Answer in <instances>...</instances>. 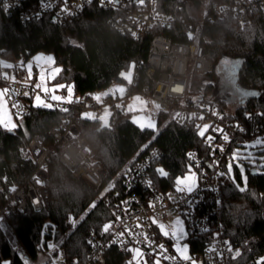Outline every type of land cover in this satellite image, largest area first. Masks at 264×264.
Returning <instances> with one entry per match:
<instances>
[{
    "label": "trees",
    "instance_id": "1",
    "mask_svg": "<svg viewBox=\"0 0 264 264\" xmlns=\"http://www.w3.org/2000/svg\"><path fill=\"white\" fill-rule=\"evenodd\" d=\"M167 1L172 5L195 4V0ZM163 9L168 11L169 5ZM113 16L111 11L92 3L63 25L56 24L50 16L23 23L19 10L7 14L0 3V57L11 58L14 68L22 69L20 64L38 52H51L55 66L61 69L51 85H65L61 89L64 95L70 88L73 93L70 100L64 101L70 104L65 113L50 106H37L34 100L28 98L29 113L17 119V125L21 126L13 131L0 126V182L4 188V192H0V208L5 203V192L12 187L24 186L36 168L29 147L31 139L37 134L46 133L67 117L75 118L92 157L101 161L107 171L103 185L97 190L91 188L63 166L60 161L61 146L48 138L47 144L54 149L47 181L51 194L50 209L40 213L30 210L27 215L12 214L0 225V264H24V260H27V264L37 262L41 256L38 244L44 221L55 222L60 237L65 232L70 213L76 216L77 224L64 242L67 256L73 259L87 258L89 249L85 237L92 230L101 234L102 226L110 222L113 216L115 198L111 197L110 203L105 204L100 194L113 183L115 191L119 190L123 195L121 183L127 171L150 150L159 149L162 152L160 160L153 166L152 177L163 192L173 189L175 178L187 171V154L191 149L198 148L207 160V147L204 139L197 136L196 127L176 124L170 112L156 115V130L138 126L132 120V114L118 116L110 127H101L99 122L77 117L76 106L80 97L123 81L121 74L139 59L143 62L140 80L141 83L145 82L151 36L135 41L120 34L110 23ZM202 35L214 69L208 75L191 77L190 98L217 103L223 112L228 111L230 103L239 98L241 105L227 116L239 121L247 137H251L255 123L264 120V116L260 115L264 113V12L255 11L252 22L245 26L233 17L205 23ZM173 38L185 41L183 36L173 34ZM235 61H241L237 79L231 88L217 90L222 72L230 70L228 66L234 65ZM244 92L258 95L245 96L242 94ZM158 167H163L169 175L160 177L155 172ZM247 173L245 191H239L236 186L238 180L242 182L238 169L235 171V183L227 176L221 187V218L226 236L233 250L241 252L231 264H248L264 256V214L261 208L264 172L253 175L247 169ZM93 204L95 207H92ZM10 232L15 242L10 239ZM207 239L206 236L192 235L188 239L190 252H203ZM127 256L117 247H111L106 252V262L126 264ZM145 257L147 264H153L154 257Z\"/></svg>",
    "mask_w": 264,
    "mask_h": 264
},
{
    "label": "built area",
    "instance_id": "2",
    "mask_svg": "<svg viewBox=\"0 0 264 264\" xmlns=\"http://www.w3.org/2000/svg\"><path fill=\"white\" fill-rule=\"evenodd\" d=\"M0 3L7 14L19 10L23 23L50 16L58 25L73 20L86 6L95 3L113 13L110 23L120 34L135 41H142L151 36L146 58L149 68L145 72V82L141 83L140 80L143 62L139 59L132 64L134 67L131 68L130 81L123 78V81L118 82V86L124 89L122 93L116 91L103 97H100L96 91L84 94L76 106L77 117L99 122L101 127H110L118 116L135 113L133 99L138 96L160 106L156 108V115L159 112L172 113V118L178 125L213 124L223 127L231 138V143L224 144L225 151L221 153L217 150L214 155L211 154L212 149L205 143L207 160L198 148L188 152L194 154L195 160L199 161V167L194 168L199 174L198 185L192 193L176 192L175 187L163 192L157 187L152 177V169L160 160L162 152L159 149L150 150L127 171L121 183L123 195L119 190L115 191L113 183L100 194L105 204L110 203L111 197L115 198L111 220L113 228L105 235L94 230L87 234L85 237V244L89 249L87 258L73 259L67 256L64 242L77 224L76 216L70 213L65 223V232L60 237L55 222L46 220L42 224L38 244L40 254L45 259L42 264H107L106 252L111 247H117L128 255L126 264L132 259V254L125 250L128 247L139 246L143 252L156 259V256L150 253L153 248L162 244L167 249L166 255L175 256L177 255L173 249L175 240L163 236L158 226L152 224L150 219L155 217L158 223H163L169 215L183 221L186 231L185 241L188 246V239L192 235L208 238L203 252L192 254L189 247L187 255L200 264H231L232 256L224 244V241L230 242V239L226 236L221 218L223 209L221 187L227 176H221L219 173L227 171L226 166L234 149L240 151L242 156L239 162H244L248 170L261 172L259 167L251 164L250 160L244 159L243 155L249 151L253 153L252 147L245 148V144L249 145L251 140L264 135V120L256 122L250 133L251 137H247L243 125L227 116L235 109L229 108L228 111L223 112L217 103L200 102L196 97L190 98L189 82L192 76L208 75L214 69L207 56L206 46L202 42L203 24L233 17L240 25H248L252 22L255 11L264 12V0H195L193 6L183 3L172 5L167 0H144L142 5L138 4L137 0H113L112 3H108L107 0H0ZM167 5L169 10L164 11L163 8ZM64 7L67 8L66 12L61 11ZM161 31H166L168 34ZM173 34L177 37L183 36L185 41L175 40ZM5 73L8 74V79L4 78ZM2 74V82L10 89L7 94L10 106L17 118L29 113L28 98L34 100L38 94L51 103V108L63 113L69 110L68 102L47 99L42 87H35L37 79L35 75L28 79L25 70L14 67L2 70ZM12 76H15V82L11 81ZM13 104L17 107L13 108ZM239 105L241 101L236 108ZM212 111L218 112L223 119L213 116ZM177 112L183 119L175 117ZM201 113L205 117L203 120L198 119ZM191 114H196V117L189 119ZM237 123L245 130L244 132L234 127ZM148 128L156 130L153 127ZM208 135L216 134L209 132ZM48 138L61 146L60 161L74 177L83 179L95 190L103 185L107 176L104 164L92 157L88 142L80 133L75 118L67 117L46 133L37 134L31 139L29 147L35 158L36 168L24 186L12 187L14 191L10 189L9 192H5V203L0 208V225L12 214L27 215L30 210L40 213L50 209L51 194L47 181L54 149L47 144ZM222 143L219 137L213 141V145ZM153 153L156 155L153 156ZM188 154V165L193 164L194 161L189 159ZM236 169L239 168H233L235 179ZM148 179L152 180L151 187L146 183ZM241 180L240 183L245 186L246 180L242 176ZM0 192H4L1 182ZM167 194H171L172 199H169ZM124 201L129 203L125 204ZM150 202L154 207H149ZM261 208L264 214V192L261 194ZM117 216L121 218L120 221H117ZM70 218L75 220V226ZM138 224L142 227L137 228ZM125 226L131 229L133 234L146 233L153 241L152 246H145L143 236L136 237L141 241L137 245L127 232L121 238L126 242L123 247L119 243L113 244L112 241L117 239L115 234L124 232ZM89 241H92L91 245ZM213 245L217 251L223 253V259L217 256L215 251H209ZM256 260L248 264H255ZM161 261L167 264H187L185 261H169L162 257Z\"/></svg>",
    "mask_w": 264,
    "mask_h": 264
},
{
    "label": "snow or ice",
    "instance_id": "3",
    "mask_svg": "<svg viewBox=\"0 0 264 264\" xmlns=\"http://www.w3.org/2000/svg\"><path fill=\"white\" fill-rule=\"evenodd\" d=\"M107 2L108 3H112L113 0H107ZM137 3L142 5L144 3V0H137ZM61 11L62 12H66L67 8L64 7V8L61 9ZM190 38H191V35H190ZM46 61L48 63H53L54 62L52 57H47ZM8 67H12V66L8 65ZM19 67H21L22 69L26 70V72L28 74V79L32 78L33 63H28V64L21 63ZM132 67H134V65L130 66V70H129V72L127 74H124V73L121 74V76L124 79L130 81L131 74H132V71H131ZM60 71H61V69H59L58 67L54 69L55 73H59ZM4 78L8 79L9 78L8 74L5 73L4 74ZM50 78L51 79H55V76L51 75ZM39 79L40 80H44V76L41 75L39 77ZM11 81L15 82V76L11 77ZM35 87L36 88H41L42 86H41L40 83H37L35 85ZM65 87H66L65 85H54L51 88V90L48 87H43L42 91L44 93H46V94L53 93V94L50 95V98L53 99V100H57V99H61L62 100L63 97H58L54 93L58 89L65 88ZM9 91H10L9 88L0 89V126L4 127L8 131H13L15 128L20 127L21 125H17L15 123H13L12 120L4 118L5 114L3 112V109H4V106H5V103H6L4 98H5L6 94L9 93ZM115 91H119V92L122 93L124 91V89H117ZM242 94L245 95V96H249V95L250 96H256V95H258V93H255V92H244ZM25 95L27 96L28 93L26 92ZM134 99L137 100V101H141L140 97H135ZM35 100L37 102V106H44V107H49L50 106L48 104H41V98H40L39 95H37L35 97ZM141 103H145V102L141 101ZM12 107L15 108V107H17V105L13 104ZM156 107L159 108L160 106L156 105ZM212 115L216 116L218 119H223V116L220 115L216 111H212ZM260 115L264 116V113H260ZM17 116L19 117V113H17ZM175 117H180L181 119H183L181 117V114L178 113V112L175 114ZM193 117H196V114H191L189 116V119H192ZM204 118L205 117H204V115L202 113L198 117V119H200V120H203ZM248 118H250V116ZM146 126L147 127H152L151 121H149V123ZM195 127L197 129V132H196L197 136L199 138H201V139H204L205 143L212 149V152H211L212 155H214L217 150L220 151L221 153H223L225 151L224 144L231 143V138H230V136L228 135V133L225 131V129L223 127L216 126V125H213V124H207V123H205L203 125L196 124ZM234 127L237 130L241 131V132L245 131L243 128L240 127V125L238 123L236 125H234ZM209 132H214L216 135L215 136L214 135H208ZM217 137H219L223 141V143L219 144V145H213V141ZM252 146L253 147H255V146L264 147V138H257ZM147 147H148V145L145 146V148H147ZM244 147L248 148L249 145L245 144ZM152 155L155 156L156 153H153ZM241 156H242V154L240 153V151L238 149H234L233 152H232L231 157L229 158V162H228V164L226 166L227 167V171L226 172H221V173H219V175L228 176L231 179H233V182L235 183V179H234V176H233V168L236 167V168H239L242 178L246 179V177L243 176V174H244L243 165L240 164V162H239L240 159H241ZM188 157H189V159L193 160L194 163L193 164H189L188 167H187V171L184 173V175L177 176L175 178V181H174V186H175L174 190L176 192H179V193H184L185 191H187L188 193H192L193 187L194 186L197 187V180H198V175L199 174L196 171H194V168H198L199 167V161L195 160L194 154H192V153H189ZM243 158L247 159V160H252V154L250 152L246 153V154L243 155ZM261 159L264 160V157H261ZM209 167H211V165H209ZM261 167H264V164H262ZM155 172H156V174H158L162 178L167 177L169 175L168 172L163 167L156 168ZM37 182L39 183V181H37ZM146 183H147V185L149 187H151L152 180L148 179L146 181ZM236 186H237L239 191H245V188L241 187L239 184H237ZM11 190L14 191L15 189H11ZM167 195H168L169 199H172L171 194H167ZM124 203L127 204L129 202L128 201H124ZM92 207H95V205L93 204ZM149 207H154V204H152L150 202ZM80 219L83 220L84 217L81 216ZM116 219H117V221H120L121 218L119 216H117ZM150 219H151L152 224L158 226V228L160 230V233L163 236L169 237V238L175 240V244L173 245V249L177 253V255H175V256L166 255L167 249L164 248V245H162V244L158 245L157 248H153L152 249V253H150V254H153V255L156 256V259L153 261V264H161V257L164 260H169V261L181 260V261L187 262V264H200L199 261H197L196 259H193L190 255L186 254L187 251H188V245L181 243V241L183 240V238L186 235V231H185V229L183 227V221L182 220L178 219L175 222V224L173 225L172 231L169 232V231L166 230L165 225L163 223H158L157 222L155 217H152ZM70 220H71L73 226H75V223H76L75 220H72L71 218H70ZM136 227L140 228V227H142V225L138 224V225H136ZM112 228H113V222L110 221L108 223H105L102 226L101 235L109 233L110 230H112ZM125 232H127L128 236L133 237V239H134V241H135V243L137 245H139L141 243V241L136 238V237H139V236H143V242H144L145 246L151 247L152 244H153V241L148 237V235L146 233L140 232V233L133 234L132 230L127 228V226H125V231L124 232H119V233L115 234L117 239H114L112 241V243L113 244L119 243L120 246L123 247L126 242L123 239H121V238L125 235ZM89 244L91 245L92 241H89ZM224 244L226 245L227 251L232 254V259H236V258H238L241 255V252L238 249L233 250V248L231 246V243L229 241H224ZM49 247H54V246L49 245ZM125 250L132 254V259L130 261H128V264H147V261L144 260V257L147 254L142 251L141 247H139V246H137V247H128ZM209 251H215L217 256H219L221 259H223V253L220 252V251H217V249L215 248V245H213L209 249ZM4 264H10V262H4ZM24 264H27V260H24ZM255 264H264V257L258 258L255 261Z\"/></svg>",
    "mask_w": 264,
    "mask_h": 264
},
{
    "label": "rangeland",
    "instance_id": "4",
    "mask_svg": "<svg viewBox=\"0 0 264 264\" xmlns=\"http://www.w3.org/2000/svg\"><path fill=\"white\" fill-rule=\"evenodd\" d=\"M209 1V0H206ZM47 57H52L53 58V63H48L46 61ZM28 63H33V69H32V76H36V84L40 83L42 88L43 87H48L50 90L54 85H51V82L53 79L50 78L51 75H54L55 77L57 76L58 73L54 72V69L57 68L58 66H55V58L53 53L51 52H45V51H40L38 52L36 55L32 56L31 58H29L24 64H28ZM8 65H11L12 67H8ZM229 65V64H228ZM241 65V61H235L234 65H230L228 66L229 68H231V70H227V71H223L222 75L220 77V81L219 84H217L216 88L217 90H226L228 89L227 87L231 88V85H233V81L237 79V74H238V70L240 68ZM14 67V62L13 60H11V58L8 57H0V89H4L5 84L2 82V70L8 69V68H13ZM233 67V68H232ZM59 68V67H58ZM60 69V68H59ZM223 69V68H222ZM26 71V70H25ZM43 75L44 76V80H40L39 77ZM118 83H114L111 86H109L108 88H106L105 90H101L98 91V95L100 97L109 95V94H114L116 93L115 90L118 89ZM62 89V88H61ZM61 89H58L54 94L57 95L58 97H63V99H57L54 101H68L72 98L73 93H72V89L70 88L67 95L63 94ZM232 90V89H231ZM234 91V90H233ZM43 92V91H42ZM235 92V91H234ZM44 93V92H43ZM45 96L47 97V99L53 100L50 98V95L53 93H44ZM235 94V93H234ZM41 98V104H48L51 105V103H49L45 98H43L40 94H38ZM37 96V95H36ZM35 96V97H36ZM228 97H232L231 95H228ZM5 106L3 109V112L5 114L4 118L5 119H10L12 120L13 123L17 124V118L15 116V114L12 111V108L10 106L9 103V99L7 97V94L5 96ZM147 101H145V103H141L139 106H137V108L134 110V114L132 117V120L140 127L142 128H148L146 125L149 123V121H151L152 127L153 128H157V122L154 119V117L152 116V112L156 111V103L153 101H150L149 99H146ZM240 99L237 98L236 100H234L232 103H230V110L235 109V107L239 104ZM34 104L37 105V102L34 98ZM258 138H264L263 136H259ZM257 139V138H256ZM253 139L249 142V146L252 147L253 149V153L252 154V160H250V163L259 167V169L261 170V172H264V167H261L262 164H264V160L261 159V157H264V147L261 146H255L253 147L252 145L254 144L255 140ZM250 152V151H249ZM240 164L243 165L244 168V177H246V181H247V177H248V173H247V165L244 162H240ZM195 171V170H194ZM182 176V175H179ZM197 185H198V181H197ZM239 185L241 187H244L240 182ZM196 186L193 187V189H195ZM175 216L173 215H169L168 218L165 220V222H163V224L165 225V228L167 231L171 232L172 231V227L175 224ZM10 239L12 241L15 242V239L13 238L12 233L10 232ZM45 259L40 256L39 260L37 262H34L33 264H42V262ZM144 260L145 257H144ZM161 264H166L165 262L161 261Z\"/></svg>",
    "mask_w": 264,
    "mask_h": 264
},
{
    "label": "crops",
    "instance_id": "5",
    "mask_svg": "<svg viewBox=\"0 0 264 264\" xmlns=\"http://www.w3.org/2000/svg\"><path fill=\"white\" fill-rule=\"evenodd\" d=\"M0 77H1V75H0ZM6 87V86H5ZM118 89H122V87H119L118 86ZM138 97V96H137ZM135 98V97H134ZM141 98V97H140ZM141 101H143V102H145V101H147V100H145L144 98H141ZM141 101H137V100H135V99H133V103H134V107H135V109L137 108V106H139L140 104H141ZM235 109H236V107H235ZM234 110V109H233ZM178 219L177 218H175V222L177 221ZM183 227H184V225H183ZM184 229H185V227H184ZM160 231V230H159ZM181 243L182 244H187L186 243V241H185V237L183 238V240L181 241ZM188 245V244H187ZM186 254H189V246H188V251H187V253Z\"/></svg>",
    "mask_w": 264,
    "mask_h": 264
},
{
    "label": "water",
    "instance_id": "6",
    "mask_svg": "<svg viewBox=\"0 0 264 264\" xmlns=\"http://www.w3.org/2000/svg\"><path fill=\"white\" fill-rule=\"evenodd\" d=\"M152 116L155 118L156 117V112L155 111H153L152 112ZM258 172H257V170H252V174L253 175H255V174H257Z\"/></svg>",
    "mask_w": 264,
    "mask_h": 264
}]
</instances>
